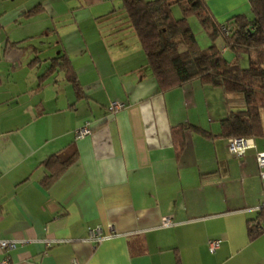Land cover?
Segmentation results:
<instances>
[{"label": "crops", "instance_id": "0c3cea01", "mask_svg": "<svg viewBox=\"0 0 264 264\" xmlns=\"http://www.w3.org/2000/svg\"><path fill=\"white\" fill-rule=\"evenodd\" d=\"M204 2L220 22L250 15L249 0ZM136 39L122 0H0V240L17 242L0 259L264 264V231L248 234L264 207V108L254 147L234 156L221 121L245 108L239 96L199 80L160 92ZM60 56L80 96L63 71L41 78ZM114 100L125 106L111 113ZM86 120L92 133L76 138ZM96 228L111 236L93 242Z\"/></svg>", "mask_w": 264, "mask_h": 264}, {"label": "trees", "instance_id": "16d2710c", "mask_svg": "<svg viewBox=\"0 0 264 264\" xmlns=\"http://www.w3.org/2000/svg\"><path fill=\"white\" fill-rule=\"evenodd\" d=\"M250 15L244 13L219 21L204 0H122L127 18L160 92L180 87L192 80L204 85L220 87L225 94L238 95L243 110L231 111L221 121V135L225 138H254L262 134L260 109L264 108V0H249ZM177 5L181 16H173ZM32 10L25 15H34ZM195 16L206 32L210 44L201 48L192 31L189 18ZM226 30V32L224 31ZM222 45L215 44L217 37ZM223 47L225 50H223ZM230 54V58L226 53ZM246 57L242 66L239 57ZM65 56L50 59L41 78L53 71H63L73 89L81 95L76 75ZM188 124L172 127L175 148L183 146V132ZM73 154L60 162L65 167ZM58 159L50 157L46 163L57 169ZM55 164V165H54ZM264 207L259 211L255 226L248 227L252 239L264 231Z\"/></svg>", "mask_w": 264, "mask_h": 264}, {"label": "built area", "instance_id": "2783aa9c", "mask_svg": "<svg viewBox=\"0 0 264 264\" xmlns=\"http://www.w3.org/2000/svg\"><path fill=\"white\" fill-rule=\"evenodd\" d=\"M226 32V30H224ZM125 104L119 100L111 101L109 104V111L111 113L117 112L122 109ZM92 133V124L90 120L84 121V123L79 126L75 130L76 138H81L83 136L90 135ZM226 147L228 151L236 157H241L244 153L254 147L252 138L247 137H228L226 140ZM256 162L260 168V179L262 184V193H264V152L257 153ZM171 224V220L169 217L162 218V225L167 226ZM90 239L93 242L97 243L102 239L111 236V233H104L101 228H96L95 230H91L89 232ZM219 245V240H210L208 242V247L211 251H214ZM17 246V242L15 240H0V249L4 252H9ZM0 264H16L13 261L9 260L7 257L0 259Z\"/></svg>", "mask_w": 264, "mask_h": 264}, {"label": "rangeland", "instance_id": "374dc122", "mask_svg": "<svg viewBox=\"0 0 264 264\" xmlns=\"http://www.w3.org/2000/svg\"><path fill=\"white\" fill-rule=\"evenodd\" d=\"M172 13H173V16L176 18L181 16V10L177 5L173 6ZM189 24H190L192 31L195 33L196 39H197L199 45L201 46V48L208 47V45L210 44V40H209L206 32L202 29L199 21L197 20V18L195 16H192L189 18ZM215 43L217 46L220 47L222 45V38L219 36L215 40ZM138 44H139V46H141L139 42H138ZM239 61H240L242 66H246V64H247L246 57H244V56L239 57Z\"/></svg>", "mask_w": 264, "mask_h": 264}]
</instances>
